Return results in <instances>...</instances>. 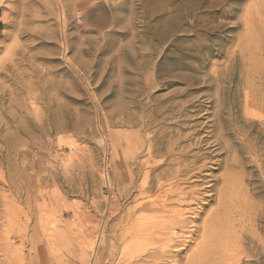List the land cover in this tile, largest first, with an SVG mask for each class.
Segmentation results:
<instances>
[{
	"label": "rangeland",
	"instance_id": "374dc122",
	"mask_svg": "<svg viewBox=\"0 0 264 264\" xmlns=\"http://www.w3.org/2000/svg\"><path fill=\"white\" fill-rule=\"evenodd\" d=\"M0 25V264H132L136 188L175 171L203 217L234 199L204 264H264V0H0Z\"/></svg>",
	"mask_w": 264,
	"mask_h": 264
},
{
	"label": "bare ground",
	"instance_id": "6f19581e",
	"mask_svg": "<svg viewBox=\"0 0 264 264\" xmlns=\"http://www.w3.org/2000/svg\"><path fill=\"white\" fill-rule=\"evenodd\" d=\"M145 163V165H148V160ZM167 179L170 181H141L139 183L136 188L138 193L136 203L128 210L127 214L130 217L127 225L129 222H134L130 224L131 226L129 225L130 228H124L122 234L123 240H126L122 242V245L133 242L140 246L141 251L145 249L141 255L135 257L136 259L133 258L135 260L132 261V264H172L169 262L170 258L179 257L199 239L200 244L197 241L198 245H194V249L191 250L190 256L184 263L204 264V261L219 254L222 245L227 244L229 232L222 231L223 225H230L229 223L233 222L230 225L233 227L235 221L233 218L230 219L232 216L230 205L234 199L226 190L227 181H224L223 187L216 190L217 207L214 209L209 208L210 211L203 217L205 209L210 206V202L200 205L198 209H191L198 200H196L198 190H196L195 185L187 180L180 181L179 171L170 174ZM124 183L125 189H132L133 184L131 181H125ZM118 230L117 232H119ZM172 249L175 250L171 251ZM94 252L96 253V251Z\"/></svg>",
	"mask_w": 264,
	"mask_h": 264
},
{
	"label": "trees",
	"instance_id": "16d2710c",
	"mask_svg": "<svg viewBox=\"0 0 264 264\" xmlns=\"http://www.w3.org/2000/svg\"><path fill=\"white\" fill-rule=\"evenodd\" d=\"M1 26V25H0Z\"/></svg>",
	"mask_w": 264,
	"mask_h": 264
}]
</instances>
